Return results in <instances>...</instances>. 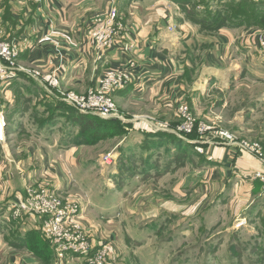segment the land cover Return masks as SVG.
Wrapping results in <instances>:
<instances>
[{
  "label": "crops",
  "instance_id": "crops-1",
  "mask_svg": "<svg viewBox=\"0 0 264 264\" xmlns=\"http://www.w3.org/2000/svg\"><path fill=\"white\" fill-rule=\"evenodd\" d=\"M112 7L118 9L127 32L119 37L118 46L102 53L92 43V31L96 18ZM193 27L198 28L185 18L182 4L174 0H0V41L17 44L19 63L26 69L19 72L16 82L22 81L18 84L26 87L32 97L37 95L41 99V102L37 98L28 100L30 107L23 106L24 110L23 103L18 104L14 110L20 116L7 119L8 144L1 146L0 151V264H42L25 245V241L31 243L38 237L30 231H38L39 216L16 215L28 184L47 182L64 198L79 201L83 225L90 228L93 240L101 241L107 240V231L99 228L95 218L100 223L106 219L105 203L95 201L94 187L86 179L94 171V159H99L100 163H96L104 168L102 157H114L115 164L109 170L113 176H104L107 171L102 166L98 170L103 172L100 176L105 185L109 184L108 178L114 180L123 193L140 188L142 181L156 172H161L162 179L169 175L173 140L163 132H155L159 128L155 124L160 122L149 120L155 116L167 118V112L174 113L178 102L187 101L192 108L188 98L194 99L195 93H188L178 48L182 41L196 35L188 33ZM262 52L264 27L251 30L239 24L221 29L210 39L206 52L208 66L201 69L194 84V89L201 92L198 97L204 98L212 78L218 83L229 79L230 86L239 76L238 64ZM108 68L131 69L135 79L114 93L121 117L110 118L113 125L103 131L112 135L99 141L111 145L109 152L100 149L94 153L97 145L76 141L79 126L57 109V98L46 83L47 79L57 77L63 89L85 93L100 85ZM10 87L0 90L8 100L4 105L0 100V110L5 113L13 106ZM213 143L218 145L208 148L210 165L220 169L212 172L211 177L222 176L220 184L224 187L234 181L237 185L253 184L251 173L264 165L252 154L222 140L205 144ZM179 185L185 187L186 180L179 181ZM81 191L86 196L79 195ZM124 250L130 251L113 245L108 264L131 263L132 255L114 258L116 253L120 257ZM51 262L87 264L75 255Z\"/></svg>",
  "mask_w": 264,
  "mask_h": 264
},
{
  "label": "rangeland",
  "instance_id": "rangeland-1",
  "mask_svg": "<svg viewBox=\"0 0 264 264\" xmlns=\"http://www.w3.org/2000/svg\"><path fill=\"white\" fill-rule=\"evenodd\" d=\"M195 1H198L197 4L191 3L183 10L185 18L198 26L189 28L188 33L196 32V35L182 41L178 48L185 66L188 93H195L194 99L188 98L192 108L189 106L198 119L212 128L206 138L203 137L207 143L222 140L230 144L220 134H216L217 130L229 131L237 137V144L233 145L239 151L252 154L254 159L264 165V52L254 59L249 58V63L248 60L240 62L239 76L230 82V86L229 79L218 83L212 78L204 98L198 97L201 92L194 89L201 69L208 66L206 52L210 49V39L226 26L241 23L242 19L247 20L245 28L254 30L264 27L262 16H259L262 10H257L253 0L250 3L251 10L241 0ZM233 16L238 21L227 23ZM18 83L23 82H15L11 87L12 108L6 113L1 110L6 121L20 116L19 111L14 110L18 104L23 103V109V106L30 107L27 101L33 98L41 102L40 97H32L26 87ZM10 97L12 99V95ZM0 100L3 105L8 101L5 94H0ZM175 111L172 113L169 110L167 118L155 116L149 120L160 122L155 124L160 128H155V132H163L173 140L171 172L166 171L169 173L166 178L162 179L161 172L155 170V176L146 177L140 188H130L123 193L120 185L116 187L114 180L108 178V185L102 182L104 178L100 175L103 172L98 170L102 164L98 165L96 162L99 159H94V171L86 179L94 187L95 201L105 203L103 213L106 219L100 223L95 218L99 228L107 231L105 239L108 241H102L112 243V248L113 245H121L130 249L124 250L120 257L117 253L114 255L116 260L122 259L123 255V258L132 255L131 263L125 264H264V181L255 178L256 172L264 175V168L260 167L251 173L252 186L237 185L234 181L232 185L224 187L220 184L222 176L215 174V177H211V173H216L220 168L213 169L208 157L209 146L218 144L195 142L193 146L179 134L172 131L168 133L179 123ZM7 131L8 126L5 129ZM177 137L184 142L177 141ZM186 139L195 141L199 135L192 133ZM6 140L5 133V139H0V151L1 146L8 144ZM246 144L250 147H246ZM94 145H97L93 149L94 153L100 149L101 152H109L111 146L99 144V141L91 146ZM254 145H257L256 152L252 150ZM111 157L107 163L102 157L105 165L102 168L107 171L104 176H113L109 170L113 168L115 159ZM200 168H204L202 172ZM184 179L185 187L179 185V181ZM79 195L86 196L84 191ZM52 260L60 261L55 250ZM125 261L128 262V259ZM40 263L45 264L42 261Z\"/></svg>",
  "mask_w": 264,
  "mask_h": 264
},
{
  "label": "built area",
  "instance_id": "built-area-1",
  "mask_svg": "<svg viewBox=\"0 0 264 264\" xmlns=\"http://www.w3.org/2000/svg\"><path fill=\"white\" fill-rule=\"evenodd\" d=\"M37 1L43 0H20ZM172 29V27H169ZM172 31H174L172 29ZM127 32L126 26L121 23L119 11L112 7L99 15L92 31V43L100 52H105L119 45V37ZM125 38V37H124ZM129 48H133L130 42ZM24 67L19 63V48L9 40L0 41V90L9 88ZM135 74L128 68H108L105 70L100 85L90 88L85 93L74 90H65L61 87L57 77L47 79V87L58 100L66 103L76 111L83 114H94L105 119L121 117L114 98V93L133 83ZM0 110V139H5L7 121ZM176 117L179 120L177 127L172 131L186 139L190 134L197 133L199 139L188 140L191 143H207L203 137L211 132V127L198 119L186 101L178 102ZM217 135L237 144L236 136L229 131H216ZM246 147H250L246 144ZM257 145L252 147L256 152ZM196 149H200L197 146ZM262 155V154H260ZM110 155L104 156V161H111ZM255 178L264 181L262 172H256ZM81 205L77 200L64 198L51 188L47 182L30 183L26 187L25 199L19 204L16 215L33 213L41 219L42 234L49 240L60 260L66 255L82 257L87 264H108L109 256L113 250L112 243L95 241L92 239L90 228L83 225L80 218Z\"/></svg>",
  "mask_w": 264,
  "mask_h": 264
},
{
  "label": "trees",
  "instance_id": "trees-1",
  "mask_svg": "<svg viewBox=\"0 0 264 264\" xmlns=\"http://www.w3.org/2000/svg\"><path fill=\"white\" fill-rule=\"evenodd\" d=\"M174 1L179 2V4H182V9H185L186 6H188L189 4L194 2L195 0H174ZM202 1H206V0H202ZM231 1H236V0H231ZM241 1L244 3V5L246 4L245 7H247L248 9L251 10L250 3L252 0H241ZM253 1H254V5L257 7V10L258 9L262 10V13H261L262 15H259V16H262V20L264 21V16H263L264 15V0H253ZM261 2H263V3H261ZM249 15H250V12H249ZM229 21H238V20H236V18L233 16L232 18H230L228 20L227 23H229ZM245 23H247V20L242 19L241 23L233 24L231 26H239V24H245ZM222 26H226V25H222ZM216 28H221V26H219V27L217 26ZM18 75H19V73H18ZM17 77L19 78L20 75ZM16 79L17 78L14 79L11 87L14 86ZM56 100H57L56 101L57 109H61V111L66 114L67 119L69 121L73 120V122H75V124L79 126V131L77 132V135H76V141L77 142L92 145L94 143H97L101 139L105 138L106 136L112 135V133H106L103 131L105 129V127L113 125L114 122L111 119H105V118H102V117H100L98 115H94V114L80 113V112L76 111L74 108L68 106L66 103H64L58 99H56ZM177 139H179L178 140L179 142L183 143L182 139H180L178 137H177ZM188 144L195 146V144L191 143V142H189ZM40 226H41V224H40ZM38 231H30L31 234L37 235L38 237H35L31 243L28 241H25V245L30 251L33 252V254L40 261L44 262L45 264H51L54 249L52 248L49 241L44 239L41 227H39ZM26 239H27V237L25 236V240Z\"/></svg>",
  "mask_w": 264,
  "mask_h": 264
}]
</instances>
